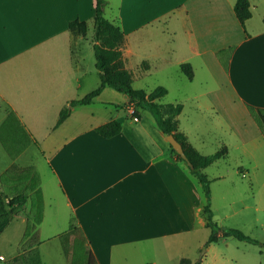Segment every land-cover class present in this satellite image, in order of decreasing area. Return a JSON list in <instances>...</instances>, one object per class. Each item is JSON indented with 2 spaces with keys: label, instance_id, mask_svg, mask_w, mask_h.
<instances>
[{
  "label": "crops",
  "instance_id": "crops-1",
  "mask_svg": "<svg viewBox=\"0 0 264 264\" xmlns=\"http://www.w3.org/2000/svg\"><path fill=\"white\" fill-rule=\"evenodd\" d=\"M106 2L105 17L120 27L116 62L132 86L147 93L166 88L156 101L182 104L178 129L202 155H212L202 150L212 134L202 113L210 110L220 123L217 151L226 147L228 153L204 169L212 181L214 220L232 228L225 223L235 216L264 209L262 194L255 205V192L241 180L252 183L264 152V0H249L252 17L244 26L237 0ZM73 21L85 23L86 32L71 29ZM96 27V0H0V194L27 195L10 222H31L33 233L12 264H88L90 253L96 264H161L164 258L180 264L187 257L179 252L208 227L202 185L177 160L150 111L138 109L135 121L125 95L105 88L57 126L71 100L102 84ZM182 64L192 66V79ZM112 120L122 131L100 136L97 127ZM231 159L234 172H206ZM46 185L74 223L65 231L54 220L41 238L50 201ZM26 206L37 210L22 212Z\"/></svg>",
  "mask_w": 264,
  "mask_h": 264
},
{
  "label": "trees",
  "instance_id": "trees-1",
  "mask_svg": "<svg viewBox=\"0 0 264 264\" xmlns=\"http://www.w3.org/2000/svg\"><path fill=\"white\" fill-rule=\"evenodd\" d=\"M106 0H96V44L94 45L96 56V67L102 72L103 79L101 86L80 100H71L60 112L57 126L62 124L71 114L73 108L77 106L89 105L99 96L105 88H112L117 92L127 95L130 99L128 105H134L135 115L138 116V109L147 108L154 116L158 128L167 136L173 135L182 145L188 160L192 163V168L188 166L202 185L206 197L204 213L206 215L207 226L211 234L207 241L208 244L218 243L221 238L234 237L240 241L253 244H264L246 235L242 231L234 228L220 227L214 220L211 209V179L204 172V169L212 165L217 160L227 155V148L222 147L212 155L200 154L188 141L185 134L178 129V117L182 112V104H160L156 100L167 95V89L158 87L152 92L147 93L143 90L135 89L131 82L125 78L116 62L114 41L120 32V27L105 17ZM235 12L241 24L252 17L249 0H237ZM71 29H79L86 32V25L83 22L73 21L70 23ZM181 70L192 79L194 76L193 68L190 64H182ZM139 117V116H138ZM122 131V125L117 120H112L97 127L96 132L104 138H112ZM172 152L177 160L187 165V162L173 149ZM28 201L25 193H18L14 196L0 194V233L4 231L13 216L20 208H23ZM7 264V263H5ZM88 264H96V259L92 253L88 258ZM180 264H193L188 258H182ZM199 264V263H195Z\"/></svg>",
  "mask_w": 264,
  "mask_h": 264
},
{
  "label": "rangeland",
  "instance_id": "rangeland-1",
  "mask_svg": "<svg viewBox=\"0 0 264 264\" xmlns=\"http://www.w3.org/2000/svg\"><path fill=\"white\" fill-rule=\"evenodd\" d=\"M260 9H264L263 6ZM146 110L149 111L147 108H141L140 111L143 115L146 114ZM202 122L208 125V128L212 131L211 135L206 136V143L205 147L202 148L204 152L209 154H213L215 151L218 150V144L216 143L218 137H215L219 132H222L220 127V123L218 119L212 114L209 110H205L202 113ZM232 158V157H231ZM226 168L230 169L234 172L235 170V162L229 160L226 162L225 160H220L206 172L211 176L217 175L218 173L222 172ZM0 170H2L0 168ZM254 174V180L252 183L248 181L249 179H241L247 187L252 191L255 192L254 204L257 205L259 199H261L264 203V190L263 192H259L260 184L264 180V152H262V159L260 161L259 167L252 171ZM252 175V176H253ZM245 186V185H244ZM246 187V186H245ZM18 188H20L18 186ZM48 186L46 185V202L48 206L46 207V219L44 221V232L42 233L41 238H45L46 236V229L53 224L54 220H57V228H64L63 230L68 231L69 224H73L72 222V215L65 210L64 213L63 208L56 205L53 202L52 198H49L52 195L51 190H47ZM12 192H17L16 186L13 187ZM242 190L235 191V194L240 195ZM34 201H37V196L34 198ZM40 208H43V201L42 205L40 204ZM61 209V210H59ZM35 212L37 207L29 208V206L22 210V212L31 213L32 211ZM225 224L228 226H232V228L238 229L245 233L246 235L258 240L260 243L264 244V209L255 210L254 208L243 212L242 214L235 216L234 218L227 221ZM32 223L25 222L22 219L14 218L9 226L5 229L3 233L0 234V255H3L7 258V264L13 262V257L18 255L22 252L23 247L29 246V241L33 237L31 229ZM229 228V227H226ZM231 228V227H230ZM29 230V234L31 236L26 237L24 239V232ZM195 237L193 240V245L190 247L183 248L179 253L183 254L187 258H190L194 263L199 264H264V246L261 244H253L248 243L245 241H240L236 238H227L221 239V241L217 244H212V248L207 250V247L210 245L207 243L209 236H210V229L206 226L200 227L195 232ZM28 238V239H27ZM200 241H202V247L198 249ZM164 261L161 264H178L170 263L166 261V258L163 259ZM2 262V263H4Z\"/></svg>",
  "mask_w": 264,
  "mask_h": 264
},
{
  "label": "water",
  "instance_id": "water-1",
  "mask_svg": "<svg viewBox=\"0 0 264 264\" xmlns=\"http://www.w3.org/2000/svg\"><path fill=\"white\" fill-rule=\"evenodd\" d=\"M125 97H126L127 101L129 102L130 99L128 98V96L125 95ZM167 140L169 141V143L171 144L173 149L187 162V165L192 168L193 167L192 163L188 160L180 142H178V140L173 135L167 136Z\"/></svg>",
  "mask_w": 264,
  "mask_h": 264
},
{
  "label": "bare ground",
  "instance_id": "bare-ground-1",
  "mask_svg": "<svg viewBox=\"0 0 264 264\" xmlns=\"http://www.w3.org/2000/svg\"><path fill=\"white\" fill-rule=\"evenodd\" d=\"M77 162H78V159H77ZM89 163H90V161L88 162V165H89ZM71 165H72V164H71ZM77 166H78V165H77ZM79 166H80V165H79ZM72 168H73V166H72ZM72 168H71V171H70V172H72V173L74 172V173H75V170H76V169L73 168V169H74V171H73ZM78 169H79V167H78ZM65 170H66V169H65ZM67 171H69V170H67ZM77 174H78V172H77ZM81 175H82V174H81ZM83 176H84V175H83ZM146 191H147V190H146ZM153 192H154V191H153ZM144 196H145V195H144ZM156 196H157V195H156ZM158 198H159V197H158ZM144 199H145V198H144ZM141 200H142V199H141ZM142 202H143V200H142ZM132 204H133V202H132ZM156 204H157V203H156ZM151 205H152V203H151ZM132 207H133V206H132ZM150 207H151V206H149L148 208L151 209ZM134 209H135V208H134ZM149 209H147V211H148ZM130 210H131V207H130ZM144 211H145V209H144ZM145 212H146V211H145ZM149 212H150V211H149ZM154 212H155V210L152 211V213H154ZM159 212H160V211H159ZM152 213H151V214H152ZM154 214H155V213H154ZM154 218H155V215H154ZM161 219H162V218H161ZM161 219H160V220H161ZM157 226H158V225H157ZM154 227H155V226H154ZM159 227H160V226H159ZM156 228H157V227H156ZM117 229H119V228H117ZM150 229H151V228H150ZM101 230H102V229H101ZM110 230H111V228H110ZM112 230H113V228H112ZM121 230H122V228L120 229V231H121ZM104 231H105V230H104ZM104 231H102V232H103L104 234H106L107 232L105 233ZM106 231H107V230H106ZM114 231H115V230H114ZM150 231H151V230H150ZM150 231H149V232H150ZM117 232H119V231H117ZM130 233H131V232H130ZM147 233H148V232H147ZM104 234H103V235H104ZM100 235H101V237H102L101 232H100ZM111 235H112V233H111ZM122 235H123V234H122ZM131 235H132V234H131ZM115 236H116V238H117V234H116ZM127 236H128V235H127ZM108 237H109V234H108V235L106 234V237H105V238H108ZM105 238L102 237V239H105ZM111 238H112V237L108 238L107 241H109V239H111ZM119 238H120V237H119ZM113 239H114V237H113ZM111 240H112V239H111ZM105 242H106V241H105Z\"/></svg>",
  "mask_w": 264,
  "mask_h": 264
},
{
  "label": "built area",
  "instance_id": "built-area-1",
  "mask_svg": "<svg viewBox=\"0 0 264 264\" xmlns=\"http://www.w3.org/2000/svg\"><path fill=\"white\" fill-rule=\"evenodd\" d=\"M131 106V117L135 120V121H139V117L135 115V107L134 105H130ZM5 257L4 256H0V261H4Z\"/></svg>",
  "mask_w": 264,
  "mask_h": 264
}]
</instances>
